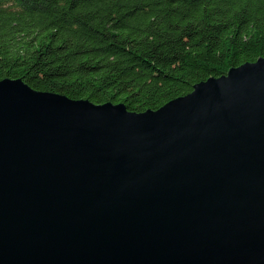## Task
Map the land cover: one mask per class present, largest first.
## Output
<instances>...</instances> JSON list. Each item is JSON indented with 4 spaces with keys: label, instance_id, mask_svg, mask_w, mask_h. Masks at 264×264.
<instances>
[{
    "label": "water",
    "instance_id": "obj_1",
    "mask_svg": "<svg viewBox=\"0 0 264 264\" xmlns=\"http://www.w3.org/2000/svg\"><path fill=\"white\" fill-rule=\"evenodd\" d=\"M0 264H264V56L141 112L1 79Z\"/></svg>",
    "mask_w": 264,
    "mask_h": 264
},
{
    "label": "trees",
    "instance_id": "obj_2",
    "mask_svg": "<svg viewBox=\"0 0 264 264\" xmlns=\"http://www.w3.org/2000/svg\"><path fill=\"white\" fill-rule=\"evenodd\" d=\"M264 56V0H0V80L155 110Z\"/></svg>",
    "mask_w": 264,
    "mask_h": 264
}]
</instances>
